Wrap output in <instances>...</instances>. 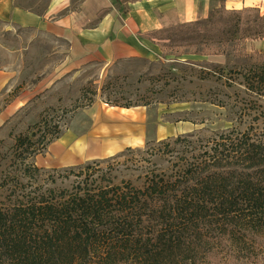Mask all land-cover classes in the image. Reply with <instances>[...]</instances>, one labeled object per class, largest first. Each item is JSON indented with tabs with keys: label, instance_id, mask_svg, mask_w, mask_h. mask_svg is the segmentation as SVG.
<instances>
[{
	"label": "rangeland",
	"instance_id": "rangeland-1",
	"mask_svg": "<svg viewBox=\"0 0 264 264\" xmlns=\"http://www.w3.org/2000/svg\"><path fill=\"white\" fill-rule=\"evenodd\" d=\"M50 1L15 4L41 14ZM257 16L243 17L242 26L251 30L230 44H216L217 31L204 37L203 28L180 24L150 35L157 47L150 57L78 69H71L61 39L0 22V71L15 73L0 93V207L10 206L16 181L28 182L25 164L51 170L102 161L116 183L143 189L152 173L173 175L191 153L208 150L207 143L222 134L263 130L264 102L247 92L243 79L252 63L242 54L264 53V38L242 40L262 29L253 24ZM19 95H25L24 105L6 110ZM121 108L135 110L123 115ZM57 132L59 139L48 143ZM20 137L27 139L22 148ZM58 145L77 150L75 165H64L52 152Z\"/></svg>",
	"mask_w": 264,
	"mask_h": 264
},
{
	"label": "trees",
	"instance_id": "trees-1",
	"mask_svg": "<svg viewBox=\"0 0 264 264\" xmlns=\"http://www.w3.org/2000/svg\"><path fill=\"white\" fill-rule=\"evenodd\" d=\"M251 12L262 29L242 40L263 39L264 18L254 8L221 5L206 19L180 26L203 28L204 37L217 31L215 43L226 45L251 30L242 24ZM242 55L252 63L244 86L264 102V53ZM255 128L220 135L207 143L208 150L191 153L173 175L152 173L143 189L116 183L102 161L51 170L25 164L28 182L16 181L10 206L0 207V264L264 261V129ZM26 140L18 138L17 147Z\"/></svg>",
	"mask_w": 264,
	"mask_h": 264
},
{
	"label": "crops",
	"instance_id": "crops-1",
	"mask_svg": "<svg viewBox=\"0 0 264 264\" xmlns=\"http://www.w3.org/2000/svg\"><path fill=\"white\" fill-rule=\"evenodd\" d=\"M15 1L0 0V22L61 39L68 47L71 69L150 57L157 51L150 35L204 20L221 5L227 10L254 8L264 18V0H51L41 14L21 9ZM14 76L0 71V93L10 87ZM24 96H16L6 110L23 106ZM62 148L55 147L58 156L71 159L66 166L75 165L77 150Z\"/></svg>",
	"mask_w": 264,
	"mask_h": 264
},
{
	"label": "bare ground",
	"instance_id": "bare-ground-1",
	"mask_svg": "<svg viewBox=\"0 0 264 264\" xmlns=\"http://www.w3.org/2000/svg\"><path fill=\"white\" fill-rule=\"evenodd\" d=\"M110 110H112V108L109 107V109H108V112L109 113H111ZM120 110L123 113V115H128L131 111H133L135 109H125V108H121ZM53 151H54V154H58L57 153L58 151L56 149L52 148V152ZM58 155H56V156H58ZM63 158H61V161L63 162L64 165L69 164L71 162V159H69L68 157H63Z\"/></svg>",
	"mask_w": 264,
	"mask_h": 264
}]
</instances>
